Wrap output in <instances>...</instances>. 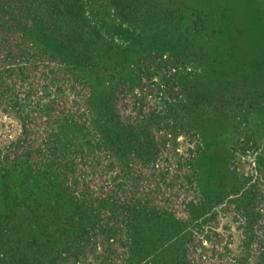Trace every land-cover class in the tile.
Instances as JSON below:
<instances>
[{"label": "trees", "instance_id": "16d2710c", "mask_svg": "<svg viewBox=\"0 0 264 264\" xmlns=\"http://www.w3.org/2000/svg\"><path fill=\"white\" fill-rule=\"evenodd\" d=\"M109 1L121 21L141 29L161 18L168 25L175 14L187 9L186 0ZM255 2L264 21V0ZM87 3L0 0L1 85L7 78L16 83L8 63L11 58L28 51L38 58L30 69L35 75H21L22 102L14 100L18 109L28 102L31 112L17 139L8 148H0V188L5 200L0 231L6 230L3 235H7L3 255H8L11 231L36 223L43 236L27 243L22 252L24 259L30 253L36 255L39 264H202L203 255L197 256L195 250L198 238L194 228L200 231L213 218L211 201L198 193L193 177L190 184L175 185L179 175L169 178L171 157L164 165L157 159L165 148L178 155L176 146L169 147V140L176 139V129L197 134L195 124L187 127L179 122L182 114H203L220 97L200 90L198 85L189 86L187 81H168L166 91L150 89L161 101L138 103L127 121L124 117L121 120L116 103L120 96L129 95L136 96L135 104L139 102L131 92L133 87L124 91L126 85L119 83L118 88L112 85L107 95L98 96L93 91L87 95L91 85L74 82L63 67L58 69L64 78L45 82L55 70L50 57L45 59L47 55L33 49L37 40L55 42L69 62L97 65L96 38L101 32L86 13ZM39 66L42 71L35 72ZM171 75L176 79L175 72ZM71 93L77 98L70 99ZM74 106L77 111L72 110ZM81 137H88L87 143L96 146L90 162L78 152L84 144ZM194 142L196 145L198 140ZM126 152L130 160L138 159L119 166ZM176 167L181 170L182 162ZM13 183L16 192L11 190ZM16 216L23 220L15 223ZM252 222L250 219L249 224ZM215 227L210 225L211 234L206 233L214 246L210 264H233L232 257L225 259L227 252L218 248L225 235ZM249 232L246 228L245 237ZM246 243L242 240L240 264L249 260Z\"/></svg>", "mask_w": 264, "mask_h": 264}, {"label": "rangeland", "instance_id": "374dc122", "mask_svg": "<svg viewBox=\"0 0 264 264\" xmlns=\"http://www.w3.org/2000/svg\"><path fill=\"white\" fill-rule=\"evenodd\" d=\"M87 1L86 13L101 32L96 38L97 65L69 62L55 42L37 40L33 49L37 54L47 55L45 59L51 58L55 70L48 72L49 79L45 82L64 78L58 69L63 67L74 82L91 85L87 95L92 91L98 96L107 95L112 85L118 88L119 83L126 85L124 91L133 87L131 92H135L139 102L135 104L136 96L129 95L123 99L120 96L116 103L121 120L124 117L127 121L138 103L150 105L161 101L150 89L166 91L168 81H187L189 86L198 85L200 90L220 97L203 114H180L183 118L179 122L187 127L195 124L197 134L176 129L173 132L177 134L176 139L169 140V147L176 146L178 155L165 148L157 163L164 165L165 159L171 157L169 178L174 173L179 175L175 185L190 184L193 177L198 193L211 201L213 218L200 231L194 228L198 238L195 250L197 256L203 255L202 264H210L213 259L214 246L207 237L211 234L210 225L225 235L218 246L227 252L225 259L232 257L233 264L242 263L239 260L242 240H247L250 253L247 264H264V21L255 0H186L187 9L175 14L168 25L161 18L156 22L152 20L146 29L121 21L109 0ZM37 61L31 51L8 61L16 83L11 84L10 78L3 81L4 86L0 82L2 149L8 148L22 133L25 118L31 112L28 102L18 109L14 100H23L24 94L18 85L24 79L21 75H35L30 69ZM36 70L42 71V66ZM171 71L175 72L176 79ZM76 98L77 95L71 93L70 99ZM221 99H225L224 102ZM72 110L77 111L75 106ZM86 138L79 139L84 144H80L78 152L85 154L90 162L96 146L87 143ZM69 155L70 159L74 158L73 154ZM136 159L130 160L126 152L124 161L118 164H133ZM180 161L182 168L176 170ZM1 177L0 172V180ZM10 187L16 192L15 183ZM1 192L0 188V211L3 212L5 200ZM19 213L22 214V209ZM17 219L23 220L22 216H16L15 223ZM250 219L254 221L251 224ZM246 228L251 229L247 237ZM3 231H0V264H39L36 255L30 253V257L24 259L25 252H22L27 243L43 236L39 225L35 223L11 231L8 255H3L7 239ZM47 257L49 259V255Z\"/></svg>", "mask_w": 264, "mask_h": 264}]
</instances>
